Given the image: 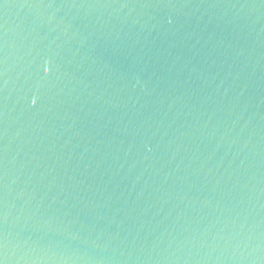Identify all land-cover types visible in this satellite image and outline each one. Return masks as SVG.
Masks as SVG:
<instances>
[{
  "label": "water",
  "instance_id": "95a60500",
  "mask_svg": "<svg viewBox=\"0 0 264 264\" xmlns=\"http://www.w3.org/2000/svg\"><path fill=\"white\" fill-rule=\"evenodd\" d=\"M0 264H264V0H0Z\"/></svg>",
  "mask_w": 264,
  "mask_h": 264
}]
</instances>
